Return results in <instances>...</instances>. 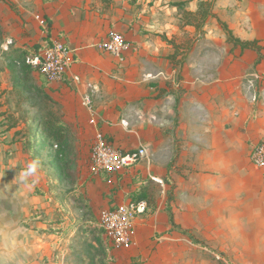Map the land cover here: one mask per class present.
Returning <instances> with one entry per match:
<instances>
[{"label": "crops", "instance_id": "0c3cea01", "mask_svg": "<svg viewBox=\"0 0 264 264\" xmlns=\"http://www.w3.org/2000/svg\"><path fill=\"white\" fill-rule=\"evenodd\" d=\"M79 1L42 0L43 19L51 26L46 29L50 38L40 44L62 40L71 55L65 83L47 91L61 104L64 119L79 135L89 138L90 147L93 137L102 132L123 151L139 148L140 144L147 150L145 159L119 175L114 186L104 177H92L88 186L99 200L100 211L130 200V176L140 170L150 175L166 172L176 152L177 164L192 165L193 185L202 189L207 178L214 177L219 169L217 159L230 160L240 139L249 144L261 134L252 118L255 103L242 91L245 78L255 75L260 79L262 98L257 116L264 114V59L257 62L256 51L236 49L241 58L255 53V63L225 62L230 56L224 51L223 62L215 63L214 56H221L220 52L196 43L188 53L183 79L177 81L176 64L171 58L174 49L161 37L166 33L171 39L180 34L177 25L146 16L120 0H114L113 11L89 9L81 13L73 7ZM111 30L122 32L132 42L121 59L99 47ZM205 36L209 38L208 33ZM254 39L261 40L264 55V39ZM6 76L1 63L0 91L8 86ZM253 81L249 79L248 83ZM5 111L6 107L0 105V121ZM6 128L0 127V264H59L52 256L56 242L44 231L46 225L38 217L31 218L37 220L35 223L24 224L44 195H39L33 182L37 162L32 150L21 141L13 142L16 130ZM256 142L249 144V153ZM154 218L148 212L140 215L134 245L113 252L121 258L145 254L149 245L146 229L159 225ZM166 218L165 228H172L169 214Z\"/></svg>", "mask_w": 264, "mask_h": 264}, {"label": "rangeland", "instance_id": "374dc122", "mask_svg": "<svg viewBox=\"0 0 264 264\" xmlns=\"http://www.w3.org/2000/svg\"><path fill=\"white\" fill-rule=\"evenodd\" d=\"M120 1L129 3L132 9L146 16L159 18L160 22L169 20L178 26L180 34L171 39L166 33L161 35L171 40L167 42L162 38L177 54L174 58L177 81L183 79L182 70L189 51L199 42H202V47L215 48L220 52L222 57L216 53L215 63L223 62V51L228 54L227 57L230 56L225 62L233 65L255 63L257 58L255 53L239 57L236 53L239 48H233L227 42L226 34L216 18L210 17L203 30L200 28L197 31L195 27L192 30L185 24L186 12H196L201 6L200 13L216 14L229 24L236 36L248 40L264 39V0ZM114 3L80 0L73 7L81 13L89 9H106L110 12L114 10L111 8ZM175 3L183 4L181 10L174 6ZM43 9L42 0H0V51L3 52L0 64L7 75L4 79L8 82L7 88L0 91V103L6 107L8 119L19 118L23 131L32 129L36 137L38 131L35 119L46 121L52 112L64 119L62 106L57 101L45 100L39 88L40 78L35 72L27 74L24 61L21 60L22 54L16 52L15 56L20 59H14L8 53L16 49L29 52L43 42L48 28L47 21L43 19ZM201 18L202 15H199L198 19ZM207 33L209 38H205ZM9 41H12L9 49L4 50L2 45ZM249 79L255 81L248 83ZM244 80L246 83L242 91L255 103L252 118L256 119L255 128L261 130V134L250 142L253 143L264 136V114L257 116L258 103L262 98L258 84L260 79L252 75ZM23 116L30 123L22 122ZM67 127L69 131L63 147L52 146L46 141L33 156L37 162L33 182L39 195L44 197L39 198L37 208L31 210L27 217L29 220L24 223H35L37 220L31 218L38 217V221L46 225L44 231L52 229L49 233L56 242L52 256L57 263L264 264V168H256L251 163L250 143L240 139L230 160L217 159L219 169L214 177L207 178V185L202 189L193 185L192 172L195 169L192 165L177 164L178 152L166 172L150 175L140 170L138 174L130 176L131 192L128 194L138 190L147 192L154 205L153 212L149 208L148 213L150 216L155 215L154 221L159 225L146 229L149 245L144 249L145 254L140 252L139 255L121 258L105 241L99 226V200L91 194L88 186L92 179L88 168L89 138L79 135L68 122ZM38 140L43 141L40 136ZM60 149L64 150V156L61 157L64 161L56 162V152ZM181 183L184 184L183 189ZM172 189L173 196L169 199ZM167 205L171 206L176 222L188 230L197 242L193 243L191 238L174 228H165L163 220L169 214Z\"/></svg>", "mask_w": 264, "mask_h": 264}, {"label": "built area", "instance_id": "2783aa9c", "mask_svg": "<svg viewBox=\"0 0 264 264\" xmlns=\"http://www.w3.org/2000/svg\"><path fill=\"white\" fill-rule=\"evenodd\" d=\"M12 41L2 47L9 49ZM48 45V44H47ZM29 55L26 59L36 73L42 74L51 87L62 86L71 64V55L65 42L56 40L49 46ZM132 42L120 31L111 30L99 43L100 49L116 58H123L125 52L132 47ZM90 102L89 97H86ZM147 156L145 147L123 151L112 143L102 132L92 139L89 154V174L94 178L104 177L106 183L114 186L119 175L125 174L132 166ZM251 163L259 169L264 168V137L252 147ZM148 212V202H120L107 206L100 211L99 226L103 229L106 243L115 250H128L135 242L137 219Z\"/></svg>", "mask_w": 264, "mask_h": 264}, {"label": "trees", "instance_id": "16d2710c", "mask_svg": "<svg viewBox=\"0 0 264 264\" xmlns=\"http://www.w3.org/2000/svg\"><path fill=\"white\" fill-rule=\"evenodd\" d=\"M114 0H102L103 3H111ZM174 6H178L181 7L183 6V4L181 3H175ZM201 9V6H199L198 11L196 12H186L185 16L187 18V20L185 21V24L187 26H193L196 28L197 31H200L199 29L201 28L203 30L206 22L209 20L210 17L216 18L221 26V28L223 29V31L226 34V40L228 43L233 45V48H241L242 52L248 49L254 50L256 51V53L258 54V61L260 62L262 59H264V55L262 54V49L263 46L261 45V40L258 39H253V40H244L241 39L240 37L236 36L233 32V30L229 27V24L226 21H223L222 19H220L216 14L214 13H200L199 10ZM202 15L201 19H198V16ZM48 26H51V23L48 24ZM202 32V31H201ZM204 32V31H203ZM165 36V35H164ZM162 36V38H164V40L171 41L170 39H168L166 36L164 37ZM50 38L49 35V31L47 32L44 40H47ZM50 45V42H48V45ZM178 46V45H175ZM43 46L41 44H37L35 45L29 52L26 50H19L16 49V51H11L8 53L10 58H14V59H20L17 56H15L16 52H19L20 54H22V59L24 61V68L27 69V74L29 75L31 72H35L36 71L33 69V67H31L29 64H27L26 59L29 55H31L32 53L38 51L39 49H41ZM177 54L174 53L171 55V58H176ZM41 81V84L39 85V88L41 89L42 93H44L43 95L45 96V100H49V101H54L56 102L52 96L48 93V89H50V84L49 81L46 79V77L42 74L36 73ZM0 105H2V103H0ZM3 119L0 121V127L1 126H7V128L5 129L6 131H9L11 129H15V133L13 135V142H18L21 141L24 146H26L28 149L32 150L33 155H36V152L40 149H42V147L44 146V142L48 141L50 144H52V146H57V147H63V145L66 144V135L68 134V127H67V122L65 121V119H63L62 117L57 116L54 112L51 113V116L46 120V121H41L39 118L35 119V123H37V135L38 137H36L35 133H32L33 130H26L23 131L24 129H22L21 127V122H19V118L18 120H13V118H9L8 119V114L7 111L2 113ZM24 117V116H23ZM26 117L22 118V122H27L30 123V120H25ZM12 122V123H11ZM35 132V131H34ZM39 136L42 138L43 141H39L38 138ZM63 152L64 150L60 149L59 151L56 152V162L59 161H64L61 159V157H63ZM36 192V191H35ZM172 192L173 189L170 191V198H172ZM131 200L138 202L141 200H146L148 202V211L150 208V211L153 212L154 210V205L152 204L149 195L147 194V192L142 191V190H138L135 191V193H132L130 195ZM166 209L168 210L169 213V217H170V223L172 225V228L178 230L179 232L187 235L189 238L192 239V241L195 243L197 242L195 240V238L193 237V235L188 231L183 229L180 225H178L175 222L174 219V214L172 212L171 206L167 205ZM102 233L103 229L100 227ZM52 229L49 230V232H51ZM55 232V231H54ZM57 232V231H56ZM104 236V234H103Z\"/></svg>", "mask_w": 264, "mask_h": 264}]
</instances>
